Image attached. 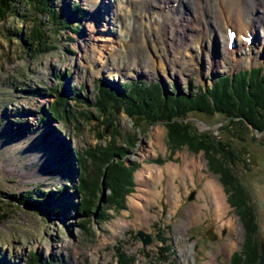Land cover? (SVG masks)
Here are the masks:
<instances>
[{"label": "rangeland", "instance_id": "374dc122", "mask_svg": "<svg viewBox=\"0 0 264 264\" xmlns=\"http://www.w3.org/2000/svg\"><path fill=\"white\" fill-rule=\"evenodd\" d=\"M165 3L177 6L172 0H117L115 9L122 14L116 27H123V37L116 42L120 48L117 62L113 63L111 57L109 64L97 51L94 58H82L80 40L88 36L91 24V11L84 0L50 1L49 6L66 20L64 25H58L49 12L38 14L26 4L17 5V13L0 20V264H117V246L135 256V264H203L212 255H217L219 264H228L233 253L242 250L249 231L239 209L228 202L230 192L220 180L221 172L210 170L203 151H191L186 145L172 147L162 121L151 124L148 118L133 117L126 110L109 113L113 105L106 106L103 113L95 105L101 83L121 92L125 84L134 81L159 82L166 95L173 89L206 88L219 77L257 66L264 68V56L258 63L235 66L223 54L224 42L218 47L220 64L216 63L215 69L210 67L206 54L200 56L202 65L200 58L196 60L200 66L192 65L190 59L186 61L184 56L191 57L195 49H200L198 45L188 53L183 50L173 54L172 50H179V31L164 8L156 16L170 21L153 43V13ZM113 8L108 6V10ZM38 22L45 31V44L53 43L55 47L40 50L32 41L24 43L23 35ZM97 29L101 46L109 35L101 25ZM263 35L258 32L253 46L256 50L262 48ZM156 45L164 53L163 65L159 62L148 68L146 59L155 56ZM125 60L131 71L126 69ZM193 116L192 125L195 123L200 130H213L223 140L235 138L242 158L237 161L236 171L231 172L238 174L241 187L247 190L257 217L254 235L259 243L264 242V132H256L254 139L253 132L245 130L246 138L242 140L218 128L221 123L217 114L210 117L197 112ZM158 130H162L161 143L156 138ZM111 137L122 146L123 153L114 155L100 174L96 173L97 166L86 152L90 147L105 148ZM112 160L118 166L136 168L134 187L125 196L123 208L107 200L112 192L104 182L110 181L107 168ZM172 167H178L182 175L169 179L167 168ZM160 168L165 170L163 177L155 176ZM140 175L147 176L148 183H157L161 190L143 207L150 215L148 219L153 220L149 224L138 219V211L130 205L132 196L140 204L136 199L139 188H147V180L145 186ZM86 177L91 183L84 186ZM211 177L222 188L228 209L223 212L224 219L215 215L214 195L205 188ZM29 191L30 205L9 197ZM230 218L234 225L228 221ZM117 222L126 226L112 236L111 226ZM139 230L153 237L146 250L137 235ZM208 232L216 238L210 239ZM164 244L171 246L167 255L172 254L166 263Z\"/></svg>", "mask_w": 264, "mask_h": 264}, {"label": "trees", "instance_id": "16d2710c", "mask_svg": "<svg viewBox=\"0 0 264 264\" xmlns=\"http://www.w3.org/2000/svg\"><path fill=\"white\" fill-rule=\"evenodd\" d=\"M50 1L0 0V20H4L9 14L17 13V5L26 4L35 11L38 10V14L49 12L50 17L56 20L58 25L66 24V20L62 18L61 14H58L49 6ZM44 32L40 22H38L30 33L26 36L23 35L25 37L23 41L24 43L32 41L33 44H38L40 50L55 47L53 43L45 44ZM124 88L125 90L120 92L116 88L107 87V85L101 83L98 86L95 98V105L98 106L99 111L100 109L105 110L108 105H113V109H110L109 113L126 110L133 117L148 118V122L151 124L162 121L168 130V142L172 147L186 145L191 151H203L208 159L210 170L217 173L221 172L220 180L226 187L228 186L227 193L230 192L228 202L239 209V214L244 219L245 226L249 231L242 250L234 252L228 264H258L261 243L257 241V237L254 235L256 233L254 226H256L257 217L246 193L247 190L243 186L244 191L241 189L242 184L238 174L231 172V169L236 171L237 161L242 158L237 144L234 143L235 138L223 140L213 130H200L195 123L192 125L191 120L194 117L193 114L197 112L210 117L217 114L221 123L218 128L232 132V135L239 136L242 140L246 138L244 131L248 130L250 133L253 132L252 138L256 139V132H264L263 67L258 66L251 70L240 71L234 75L219 77L218 80L215 79L212 85L206 88L199 87L197 90L189 88V91L177 92L176 89H173L172 93L166 95H163L159 82L134 81L133 84H125ZM81 90L84 91L83 86H81ZM56 109L58 110V104H56ZM125 145H127V142H124ZM118 153H123V148L118 146L115 139L111 137L109 145L105 148L101 146L90 147L86 152V156L97 166L96 173L100 174L105 163ZM243 160L246 163V159L243 158ZM113 162L112 160L107 168V177H110V181L104 182L105 187H109L112 192L107 200L116 204L119 208H123L125 196L134 187L133 174L136 168L118 166ZM112 170H116V174L112 173ZM82 182L84 186H87L91 183V180L86 177ZM28 193L30 191L24 195L13 194L9 197L18 201L21 205H30L33 202L29 201L30 195ZM1 201L3 199H0ZM37 203H40V201ZM162 239L167 241L165 237ZM163 248L168 254L171 246L164 244ZM122 249V246L115 247L117 264H135L136 257L124 252ZM170 256L165 255L163 263H166Z\"/></svg>", "mask_w": 264, "mask_h": 264}, {"label": "bare ground", "instance_id": "6f19581e", "mask_svg": "<svg viewBox=\"0 0 264 264\" xmlns=\"http://www.w3.org/2000/svg\"><path fill=\"white\" fill-rule=\"evenodd\" d=\"M235 1L236 4L235 6H233L232 3L234 2V0H172L173 4L177 2L176 7L174 5V7H168L166 3L164 5L161 4L160 6H157L156 8L158 10H161L158 11L156 9L154 11L155 14L153 13L152 17L154 24L151 27H154L152 29L156 33H154V37L152 39L153 43L154 41H156L157 37L160 36V34L163 32V28L166 26L165 24L168 25L170 21V18H168L167 21L166 17L156 16V13H158V16H160L164 8L165 12H168L166 13V15L170 14L172 16L171 24H173V27H175L176 31H179V42L176 44L178 45L179 50H172L173 54L176 55L177 51L182 53L183 50L188 53L189 50L195 49V45H198L200 49L198 51L195 49L196 52H194L191 57H189V55L187 54L184 56L186 61L190 59V63H192V65H194L195 67L202 65L200 56L203 55L204 58V54H206L205 58H207L210 67H212V69H215L214 67L216 66V63L220 64V57L218 56V47L220 46V42L225 43V50L223 54L227 58L231 59L232 63L235 66L236 64H238L237 66H239L258 63L259 59L263 58L264 56V41L261 44L262 48H260L259 50H256L253 47L255 42H253L251 48L248 49L246 47V42L243 40V35L246 36L247 33H251L250 30H253V33H255L258 39V32L262 31L264 34V0ZM116 4L117 0H84V5L91 11V14L89 15V21L91 24H88L90 25V30L87 34L88 36L86 38H83V40H80V43H82L83 48L82 58L90 59L92 56L94 58V55L99 52L100 57H104V61L107 59V64H109L108 61L110 62L111 57H113V59H111L113 63L117 62L119 57L118 54L120 53V48L116 46V42L117 40L121 41L123 37V27H116V24L118 25L117 21L118 19H120L121 16L120 14H122L118 12L119 10L117 11L115 9ZM108 6L114 8L108 10ZM217 20H219L220 22H218ZM97 25H101V28H103L104 31H108L107 35H109V38L106 39L104 44L101 46L100 44H98V33H95L96 31L98 32ZM231 26L234 27V29L238 30V32L240 33L239 39H236V46L233 48L228 47L229 37L227 29ZM213 30H216L214 36L212 35ZM220 32L221 38H218V33ZM113 34L115 35V37L113 36ZM188 41H192V44H188ZM107 42H109V44H107ZM155 47L153 48V51L155 50V56H148L146 59V65L148 66V68L149 66H151V64L156 65L159 62H161V64L163 65V61L161 58L164 56V53H161L160 47H158L157 45ZM167 49L170 50V42L167 45ZM215 54L217 55L215 56ZM133 58L136 59L135 56H133ZM198 58H200V65H197L196 63V60ZM124 64L127 65L126 69L131 71V65L128 66L129 61L125 60ZM136 64L137 62L135 61L133 65ZM161 131L158 130L159 133L156 135L157 141L160 143L162 141L160 138ZM170 168H167V172L169 174L168 178L177 175H182V172L178 167H172V170ZM160 169L155 173V176L158 177L164 175V168ZM188 169L189 171L191 170L190 167H188ZM44 171L45 170H43V172ZM140 177L142 178V183H144L145 186L147 180V188H139L140 195H136V199L140 201V204H138L137 201H135L134 196H132L130 198V205L136 211H138V219L143 220L147 224H149L151 219L148 218H150V215L148 212L144 211L145 208L143 209V207L148 206L150 201L156 199V196L158 197V195L160 194L159 192L161 190L159 189L157 183L156 185L150 183L151 181L148 183V179H146L147 176L144 177L143 175H140ZM205 188L207 189V191H209V194L211 196L214 195L213 201L215 215L220 218H225L226 216L223 215V212L227 213L228 209L225 206V202L223 199L224 195L221 191L222 188L220 187V184L218 183L216 178L211 177L210 179H207L205 183ZM176 203H178V201ZM228 221H230V223L234 225V222L231 218ZM125 226L126 225L124 224V222L122 225H120L118 222L115 225H112L111 235L113 236L116 231L117 233L119 232V230L122 231V228H124ZM228 247L229 244L227 245V251ZM203 264H219L217 260V255H212V259Z\"/></svg>", "mask_w": 264, "mask_h": 264}, {"label": "water", "instance_id": "95a60500", "mask_svg": "<svg viewBox=\"0 0 264 264\" xmlns=\"http://www.w3.org/2000/svg\"><path fill=\"white\" fill-rule=\"evenodd\" d=\"M189 199H193V194L189 197ZM137 234L143 242L144 250H146V247L152 243V236L143 230H139ZM207 234L209 235L210 239L216 238V236L213 235L212 232H208ZM259 264H264V242L261 243V254L259 258Z\"/></svg>", "mask_w": 264, "mask_h": 264}]
</instances>
